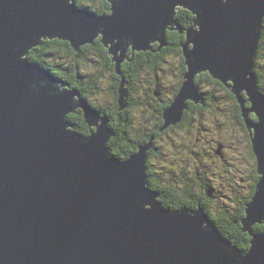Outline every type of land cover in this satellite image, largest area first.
<instances>
[{
  "label": "water",
  "instance_id": "95a60500",
  "mask_svg": "<svg viewBox=\"0 0 264 264\" xmlns=\"http://www.w3.org/2000/svg\"><path fill=\"white\" fill-rule=\"evenodd\" d=\"M107 1L112 13L95 17L74 0H0V264H264V228L252 230L264 224V202H256L264 191V95L252 71L264 0ZM176 4L196 17L181 46L187 74L161 129L181 121L187 98L200 103L191 86L200 73L235 94L254 131L258 176L242 219L245 250L201 207L163 206L148 183L151 144L114 156L109 125L91 122L93 110L78 93H58L64 83L27 58L42 37L65 39L78 51L100 33L118 73L127 44L151 49L164 27L179 33ZM77 108L87 135L65 116Z\"/></svg>",
  "mask_w": 264,
  "mask_h": 264
},
{
  "label": "rangeland",
  "instance_id": "374dc122",
  "mask_svg": "<svg viewBox=\"0 0 264 264\" xmlns=\"http://www.w3.org/2000/svg\"><path fill=\"white\" fill-rule=\"evenodd\" d=\"M77 1L78 0H74L76 8L90 10L95 17L106 16L112 13L110 4L107 0H101L100 2L97 0H81L82 3L80 1L78 3ZM182 7V5L176 4L175 8L174 6L172 8V10L174 9L172 20L178 25L180 29L179 33L176 29L164 27L149 43L151 49L136 50L130 44H127L125 48V60L131 61L130 68H134L135 71L133 74L136 75L134 77L133 74L131 75V77H133V84H135L133 85L135 86L133 95L138 98L139 101L142 100V102H144H140L142 104L136 103V106L134 105L130 108V110L133 111L132 120H135L133 122V125H136L135 131H141L146 125H158L156 122L154 123L155 117H158L157 120L160 117L162 121L160 125H164L163 119L166 106H164L165 102L163 103V101L165 100L163 99L168 97V101L170 100L168 104L172 103L176 96V94L174 95L173 91H171V89L174 88L173 85H175L177 81V85L179 82H183L187 74L181 46L186 42L185 30L191 27L196 16L190 9ZM94 39L95 42L93 44H82L78 51L70 45L69 41L59 37L48 39L42 37L41 41L37 39L38 42H40L39 44H41V42L43 44L45 40V45L49 44L51 46L52 42L56 44L52 46L54 48L52 51H56L57 53L48 52L43 56L45 59H48L47 61L50 65L52 64L53 67H55L56 64H62L67 68V70H60L63 77L61 78L60 75H53L50 69L43 65L44 62L35 61L38 68L51 74L55 80L65 83L64 85L58 86V93L61 91L63 92L65 88L71 90L75 89V86H78L77 88H81V90L87 89L88 92L90 90H101L98 96H96L99 101L101 98L112 100L111 89H109V87L114 85L120 89L121 84H124L122 80L123 75L119 79L116 74L115 66L110 68L111 70L109 69L104 72L98 71L99 67L102 71L105 68L100 56L97 54L98 51L96 52V46L98 44L105 49V54L109 63L114 64V62L108 55L107 49L101 44V34L97 33V36H95L93 40ZM59 40L66 44L59 43ZM36 44L34 45L38 46ZM90 46H93V48ZM257 52L258 47L256 49V55ZM132 57H135L134 61ZM137 61H139L138 65L136 64ZM152 65L154 69H151ZM256 65L257 61L255 56L254 65L252 67L253 72ZM142 66L144 70H141ZM258 66L259 69L263 67L260 62H258ZM74 69H76L75 71L77 74L80 72L78 75L81 76L80 80L72 76V71ZM55 71H59V69L56 68ZM82 72H84V74ZM113 75H116L115 79L110 77ZM67 78H70V80ZM74 80L78 82L73 83ZM94 81L95 85L93 87H88L93 84ZM218 82L225 86L222 82ZM195 86L198 89L197 94L200 96V100L208 99V90L205 91L207 88L203 87L205 86V82H201L199 85L196 83L195 79ZM214 86H216V94L220 98L222 97L224 101L213 99L205 110H192V113L189 112L188 117L191 118V120H184L183 123L181 121L178 122L179 124L182 123L181 125H189L192 129L181 126L175 128L173 131H169L168 136L162 134L161 139H158L156 143L154 152L157 153V155L151 158V165L154 172L157 169V174H161L165 183L168 179L175 180L176 182L177 179L182 181L184 178L173 173L175 170L181 171L180 168H176L175 170H173V168L175 165H180L184 163V161H187L192 169L196 168L197 171H204L205 178L211 183V191L217 198L206 203L209 206L208 208L213 209L215 207L218 209L223 206V204H226L230 209L233 208L232 210H236L243 200L241 197L248 192L250 187L249 182L252 178L249 180L247 176H249L254 169V161L253 158L250 157L252 148L250 150L248 140L246 139L247 129L245 126L249 124L244 120L239 106L237 108L227 97V92L223 91L217 84H214ZM227 88L229 89V87ZM145 93L147 94L145 95ZM231 93L233 92L231 91ZM148 94L149 97L147 98L146 96H148ZM150 94L153 96H151L152 98H150ZM87 96L92 100V94ZM233 96L235 97L234 94ZM76 99L79 100L80 97ZM78 100H75V102H79ZM235 101L237 103L236 99ZM187 108L188 104L185 109H183L181 115L182 120L184 119V111L187 110ZM104 109H107V107L102 108V110ZM237 109L239 111H237ZM102 110L100 109L99 111L101 112ZM76 112L82 113V110L77 108L74 112L67 111L65 113L67 121H69L71 125H88L86 122L83 124L85 120L80 122L75 119L77 115ZM101 113L105 114L104 112ZM106 116H109V112L106 113ZM97 118L99 119L97 121L98 125L105 124L100 117H96L95 120ZM191 125L198 126L197 130L199 133L195 128L191 127ZM146 128L148 127L146 126ZM125 156L127 157L130 155L127 153ZM116 157L122 159L126 158L123 156ZM190 167L185 168V171H189ZM257 223L258 222L255 224ZM262 225L264 224L262 223ZM242 233L246 232L242 230Z\"/></svg>",
  "mask_w": 264,
  "mask_h": 264
},
{
  "label": "trees",
  "instance_id": "16d2710c",
  "mask_svg": "<svg viewBox=\"0 0 264 264\" xmlns=\"http://www.w3.org/2000/svg\"><path fill=\"white\" fill-rule=\"evenodd\" d=\"M79 1L81 2V0H78L77 2L79 3ZM97 1L100 2L101 0H97ZM262 25H263V31L261 33V38L259 41L258 52L256 55L257 65H256V68H254V73L256 75L257 86L260 89V91L264 94V61H263L264 60L263 59L264 58V18H263ZM45 41L42 45H38L39 47L35 46V47L29 49L27 58L30 61L44 62L43 65H45L47 68H49L50 71L53 72V75H55V74L58 76L60 75L61 78H63L60 70H67V68L64 67L62 64H56L55 67H53V65L51 64L52 65L51 66L50 63L47 61L48 59H45L43 57L44 54H47L48 52L57 53L56 51H52L54 49L52 46L56 45V44H53V42H52L51 46L49 44L45 45ZM58 42L62 43V44H66L65 42L63 43L60 40ZM91 48H93V46ZM96 52L100 56V59L102 60L103 66H105L103 71L101 70L100 67H99L98 71L104 72V71L109 70L110 68L114 67L113 63L112 64L109 63L108 58L105 54L106 51L101 45L98 44L96 46ZM134 58L135 57H132L133 61L135 60ZM130 62H131L130 60L124 61L123 64H121L122 66H120L118 73H116L118 75L119 79L123 75L122 80L126 82V88L128 91V105L124 109L119 110V105L117 103L118 88H117V86H114V85H111L109 87V89H111L112 100L101 98V100L99 101L98 97H96V96H98V94L100 93L101 90H97V91L90 90L89 91L90 95L92 94V100L89 97H83L82 96L84 99L89 100L88 103H90L96 109L102 110V108L107 107V109H104L101 112H104L105 114L107 112H109V116H107L109 119V125H110L109 127H111L114 130L117 139L121 138L122 141H125V140L127 141V144L124 145L122 143L120 144V141H118V143H117L115 138L114 139L111 138L107 144L110 148V153H112L114 156L126 157L125 155H127V153L130 155L132 153L137 152L138 147L140 145H145L147 143H150L151 149H150V152L148 151L149 157L147 160V173L149 175L148 183H149L150 188L154 191H157V193L159 194L158 199L161 201L162 205L166 206L168 208H172V209H177V208H180L183 206H187L190 208H197L198 206L199 207L201 206V208L204 210V212L208 213L209 218L215 224L217 229L220 231V233L224 237H226L233 245L240 247V249H243V250L247 249L249 246V244H248L249 235L247 233H242V226H243L242 219L246 215V212H245L246 204H247V202L250 201L252 195L254 194L255 184L258 180V176L256 174V168H255L256 159L254 158L253 172L249 176H247V178L249 180H250V178H252V180H250V182H249L250 187H249L248 192H247V197L245 200L241 201V204L238 206V208L236 210H232L233 208L230 209L226 204L225 205L223 204V206H221L218 209L215 207L213 209L208 208L209 206L206 204V202H205L206 200L204 198L205 192H203L202 190L196 191L194 188L195 184H197V186L198 185H205V178L202 176H201L202 178H197L198 175H196V174L194 177L182 175L181 177L184 178L182 181L180 179H177L175 182V180L168 179L165 183L163 181L161 174H157L158 173L157 169L154 172V169L152 168V165H151V160H152L151 158L153 156L157 155V153H155L154 150H155L156 143L158 142L160 132L167 130L169 127L161 129V127H162V125H160V124H162L161 118L159 117V119L157 120V118L155 117L154 123L156 122V124H158V125H146L148 128H146V126H145L141 129V131H135L136 125H133V123L128 121V118H132V116H133V111L130 110V106H132V107L134 105L136 106V103H138V104L144 103V102H142V100L139 101V99L133 95V90L135 87L133 85H135V84H133L132 79L136 75L133 74L135 71L134 68H130ZM258 62H260L261 65L263 66L261 69H259ZM138 63H139V61H137L136 64L138 65ZM72 65H75V64H72ZM56 68H58L59 71H55ZM151 69H154L153 65H152ZM75 70L76 69H74L72 71V76L75 77L76 79L80 80L81 76H78L80 72L77 74ZM141 70H144L143 66L141 67ZM82 73L84 74V72H82ZM132 74H133V77H131ZM115 76L116 75H113L110 77L115 79ZM67 79L70 80V78H67ZM195 79H196V83L199 85L201 84V82H205V86H203V87L207 88V89H205V91L208 90V92H207L208 93V99L206 98L204 100V103L201 101L199 103V102H195L192 100H188L187 101L188 108H187V110L184 111V117H183L184 119L183 120L181 119L182 123L184 122V120H187V119L191 120V118H189L188 115H189V112L192 113V110H197V111L205 110L206 107L210 104V101L212 102L213 99L224 101V99H222V97L220 98L216 94L217 93L216 89H215L216 86H214V84H217L218 86L221 87V89L223 91H226L227 97L238 108V105L235 101V97L231 93V90L228 89L227 87L223 86L218 81L214 80L210 75H208L207 73H201L200 75H197ZM94 83H95V81H94ZM176 83H175L174 88L171 89V91H173L174 95L177 93L178 88L182 82L181 83L179 82L178 85ZM146 94L147 93H145V95ZM151 96L152 95L150 94V98L153 97V96L152 97ZM146 97L148 98L149 94ZM167 98L163 99V100H165V101H163V103L165 102L164 106L169 105L168 103L170 100L168 101ZM133 100H135L134 101L135 103L133 102ZM140 102H142V103H140ZM237 111H239V110L237 109ZM81 114L82 113H80V116H81ZM78 118L79 117H77V118L75 117V119L77 121H80V120L84 121V118H81V119H78ZM120 118L122 120H125V122L122 120H121V122L115 121L118 119L120 120ZM112 121L113 122L115 121L114 125H112V123H111ZM181 124L178 123L175 126H184ZM185 126L187 128H190L189 125H185ZM86 127H87L86 125H76L75 126L77 131L87 135L89 133V129ZM191 127L195 128V130H197V128H198V126H196V125L195 126L191 125ZM190 129H192V128H190ZM173 170H175V169L173 168ZM184 170L182 169L181 171L183 172ZM199 177H200V175H199ZM206 183H208V187L210 188L211 183L209 181ZM261 226H262V224H258V223L254 224L252 226V230L256 231V232H260L262 230Z\"/></svg>",
  "mask_w": 264,
  "mask_h": 264
},
{
  "label": "flooded vegetation",
  "instance_id": "af4514ba",
  "mask_svg": "<svg viewBox=\"0 0 264 264\" xmlns=\"http://www.w3.org/2000/svg\"><path fill=\"white\" fill-rule=\"evenodd\" d=\"M78 81L77 80H74V82L73 83H77ZM89 85V84H88ZM95 85V83H93V84H91V85H89L88 87H93ZM173 86H175V85H173ZM78 86H76L75 87V89L76 90H78L79 91V93L83 96V97H88L87 95H90V93L87 91V89H84V90H81V88H77ZM156 88V87H155ZM87 101H89V100H87ZM135 100H133V102H134ZM157 104V103H156ZM209 106V105H208ZM131 108V107H130ZM76 118L77 117H79L78 119H81V118H83V116L81 117L80 116V112H76ZM156 118H158V117H156ZM121 118H120V120L118 119V120H115V121H117V122H121ZM131 120H132V118H128V121L129 122H131ZM82 120H80V122H81ZM115 121L113 122H111L112 123V125H114L115 124ZM122 121H124L125 122V120H122ZM134 122V120H132V123ZM83 124H85V121L83 122ZM87 126V125H86ZM185 126V125H184ZM183 126V127H184ZM179 127H181V126H170L167 130H165V131H163V132H160V136H159V140L161 139V137H162V134H164V136H168V134H169V131H173L175 128H179ZM186 127V126H185ZM88 128V127H87ZM245 128L247 129V127L245 126ZM198 133H199V131L198 130H196ZM116 139V142L118 143V141H120V144L122 143V144H124V145H126L127 144V141L125 140V141H122L121 140V138L120 139H117L116 138V134H115V136L113 137V139ZM246 139L248 140V145L250 146V150H251V142H250V132L248 131V129H247V132H246ZM250 157H252L253 158V161H254V155H253V153H252V150L250 151ZM191 165L190 164H188V162L187 161H184V163H181L180 165H175V167H174V169H176V168H180L181 170L183 169H185V168H189ZM173 172V171H172ZM180 172V173H179ZM174 174H176V175H179V176H182V175H186V176H189V177H194L195 176V174L196 175H198V177L197 178H202V177H204L205 178V175H204V171H197V169L196 168H191L190 167V170L189 171H179V170H175L174 172H173ZM199 175H200V177H199ZM204 175V176H203ZM172 176H174V175H172ZM202 176V177H201ZM188 177V178H189ZM207 181H209L208 179H206L205 178V184H206V182ZM195 187V190L197 191V190H202L203 192H205L204 191V185H198L197 186V184H195L194 185ZM246 197H247V194H244L241 198H243V200H245L246 199ZM204 198H205V202L206 203H208V202H211V200H213V199H215V198H217L216 196H211V195H208V194H205L204 193ZM240 205V204H239Z\"/></svg>",
  "mask_w": 264,
  "mask_h": 264
},
{
  "label": "bare ground",
  "instance_id": "6f19581e",
  "mask_svg": "<svg viewBox=\"0 0 264 264\" xmlns=\"http://www.w3.org/2000/svg\"><path fill=\"white\" fill-rule=\"evenodd\" d=\"M183 8V7H182ZM101 17V16H100ZM261 38V37H260ZM95 40V39H94ZM259 46V45H258ZM129 48V47H128ZM160 49V48H159ZM185 62V61H184ZM53 73V72H52ZM51 77H53L51 74H49ZM184 76V75H183ZM197 76V75H196ZM215 80L217 81L218 79H216L215 78ZM219 81V80H218ZM124 82V84L122 83L121 84V88L119 89L118 88V99H117V103H118V105H119V110H122V109H124L127 105H128V91H127V88H126V82L125 81H123ZM193 83H194V85H193ZM65 84V83H64ZM191 86H192V88H193V90H194V92L196 93V95H197V97L200 99V96L197 94V92H198V89L196 88V86H195V79H193L192 80V83H191ZM224 86V85H223ZM180 87V86H179ZM69 91H76L77 93H78V96H75V98H78V97H80L83 101H84V104L85 105H87V106H90L91 107V109L93 110L92 111V120H91V122H93L94 120H95V118L96 117H100L102 120H103V122L105 123L104 125H109V119H108V117L106 116V114H103V113H101L98 109H96L95 107H93L90 103H88V101L86 100V99H84L83 97H81V95H80V93H79V91L78 90H75V89H68ZM178 90H179V88H178ZM65 92V91H64ZM63 92V93H64ZM178 92V91H177ZM125 93V94H124ZM262 93V92H261ZM232 94H234V93H232ZM263 94V93H262ZM235 95V94H234ZM264 95V94H263ZM236 99V98H235ZM72 100H73V102H75V100H74V98H72ZM188 100H191V99H189V98H187L186 99V101H188ZM193 101V100H192ZM201 102H203L204 103V100H200ZM169 106V105H168ZM130 107H132V106H130ZM82 115H83V113H82ZM120 115V114H119ZM118 115V116H119ZM84 120H85V118H84ZM110 126V125H109ZM108 126V127H109ZM247 127V126H246ZM111 128V127H110ZM248 129V128H247ZM249 130V129H248ZM250 131V142H251V136H253V133H254V131H251V130H249ZM104 132L106 133V129H104ZM87 134V133H86ZM111 136H109L108 137V140H107V143L106 144H108V142H109V140L111 139V138H113L114 136H115V132H114V130L111 128ZM109 134V135H110ZM252 152H253V155H254V151H253V148H252ZM255 157V156H254ZM255 168H256V163H255ZM201 207V206H200ZM207 213V212H206ZM208 214V213H207ZM256 223V222H255ZM254 224V223H253ZM263 229V228H262ZM262 231V230H261ZM254 232H256V231H254ZM232 244V243H231ZM237 245V244H236ZM240 248V247H239Z\"/></svg>",
  "mask_w": 264,
  "mask_h": 264
},
{
  "label": "snow or ice",
  "instance_id": "6c2138e0",
  "mask_svg": "<svg viewBox=\"0 0 264 264\" xmlns=\"http://www.w3.org/2000/svg\"><path fill=\"white\" fill-rule=\"evenodd\" d=\"M256 202H264V191H260L257 195V198H256ZM256 202H253L254 203V206H255V203ZM262 228H264V225L261 226Z\"/></svg>",
  "mask_w": 264,
  "mask_h": 264
}]
</instances>
